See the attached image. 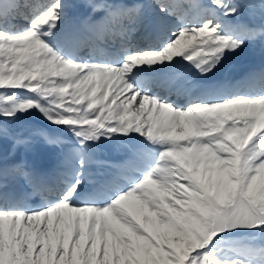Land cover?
<instances>
[{
	"label": "snow or ice",
	"instance_id": "snow-or-ice-1",
	"mask_svg": "<svg viewBox=\"0 0 264 264\" xmlns=\"http://www.w3.org/2000/svg\"><path fill=\"white\" fill-rule=\"evenodd\" d=\"M245 52L264 0H0V264H264Z\"/></svg>",
	"mask_w": 264,
	"mask_h": 264
},
{
	"label": "bare ground",
	"instance_id": "bare-ground-1",
	"mask_svg": "<svg viewBox=\"0 0 264 264\" xmlns=\"http://www.w3.org/2000/svg\"><path fill=\"white\" fill-rule=\"evenodd\" d=\"M257 53V52H256ZM256 53H253V52H245V53H242V55H246V56H248V55H250V54H256ZM261 54L260 53H258V55L257 56H260Z\"/></svg>",
	"mask_w": 264,
	"mask_h": 264
}]
</instances>
